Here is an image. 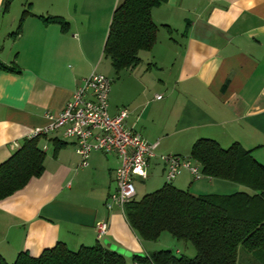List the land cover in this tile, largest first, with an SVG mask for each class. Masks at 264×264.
Returning a JSON list of instances; mask_svg holds the SVG:
<instances>
[{
    "label": "crops",
    "instance_id": "0c3cea01",
    "mask_svg": "<svg viewBox=\"0 0 264 264\" xmlns=\"http://www.w3.org/2000/svg\"><path fill=\"white\" fill-rule=\"evenodd\" d=\"M118 2L10 0L5 9L0 0V64L17 72L0 71V164L94 73L110 81L107 115L125 110V129L156 144L155 157L188 159L194 141L208 139L222 150L235 143L264 167V0H166L149 14L157 28L151 50L139 51L138 64L116 74L101 54ZM47 17L61 18L65 32L44 25ZM37 141L44 154L40 176L0 202L6 264L18 253L34 258L57 243L71 252L96 244L126 264L134 255L155 253L128 228L120 209L105 207L118 158L91 153L81 168L73 141L57 132ZM145 170L146 180L130 182L134 200L166 184L156 158ZM170 184L195 197L249 193L236 184L193 180L184 170ZM95 223L107 226L99 240Z\"/></svg>",
    "mask_w": 264,
    "mask_h": 264
},
{
    "label": "trees",
    "instance_id": "16d2710c",
    "mask_svg": "<svg viewBox=\"0 0 264 264\" xmlns=\"http://www.w3.org/2000/svg\"><path fill=\"white\" fill-rule=\"evenodd\" d=\"M10 0H4L6 9ZM166 0H120L111 13L102 56L113 73L138 64L137 53L148 52L155 43L157 28L150 18L151 9ZM26 15L23 11L19 19ZM65 32L60 18L41 20ZM165 27V26H164ZM0 71L17 74L16 68L0 64ZM37 140L26 139L0 164V202L20 191L43 171L44 154ZM188 160L204 178L236 184L249 193L235 192L229 196H192L164 184L155 192L132 199L122 209L124 222L141 242L155 243L159 233H167L174 241L188 243L195 255L174 256L159 251L147 257L133 256L130 264H237L238 251L264 260V167L250 151L233 143L222 150L206 140L194 141ZM0 264H6L0 257ZM10 264H126L122 256L96 245L66 250L62 244L42 250L37 257L18 253Z\"/></svg>",
    "mask_w": 264,
    "mask_h": 264
},
{
    "label": "built area",
    "instance_id": "2783aa9c",
    "mask_svg": "<svg viewBox=\"0 0 264 264\" xmlns=\"http://www.w3.org/2000/svg\"><path fill=\"white\" fill-rule=\"evenodd\" d=\"M110 81L103 75L90 73L80 81V85L71 94L62 111L56 116L46 117L47 125L33 129L27 139L46 138L48 134L58 133L63 140L74 142V154L79 159L81 168L87 166L91 153L114 155L119 164L114 170V190L107 195L105 207L122 208L134 198L131 180L147 179L148 160L156 158L161 164L164 182L170 184L186 171L193 180L201 179L199 169L190 160L179 156H154L156 144H146L137 134L125 129L127 117L125 110H120L115 117L107 115V96ZM160 100V97H156ZM44 151L45 148H41ZM105 223H95L94 236L99 240L106 233Z\"/></svg>",
    "mask_w": 264,
    "mask_h": 264
},
{
    "label": "rangeland",
    "instance_id": "374dc122",
    "mask_svg": "<svg viewBox=\"0 0 264 264\" xmlns=\"http://www.w3.org/2000/svg\"><path fill=\"white\" fill-rule=\"evenodd\" d=\"M226 149V148H224ZM49 156V152L45 154V157ZM254 160H256L254 158ZM257 161V160H256ZM257 163H261V161H257ZM159 238L155 243H148L147 246H150L153 248V252L156 251H168L171 254L173 253L174 256H186V258L194 257L195 252L194 249L189 245L188 243L183 242H177L174 241L173 238H171L167 233H159ZM175 251H178L179 254H175ZM237 264H264V260H258L256 258H253L251 254H247L243 251H238L237 254Z\"/></svg>",
    "mask_w": 264,
    "mask_h": 264
}]
</instances>
